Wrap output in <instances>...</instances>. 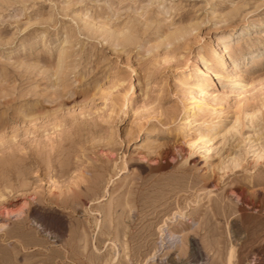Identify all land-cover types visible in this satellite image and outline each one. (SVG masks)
<instances>
[{
	"label": "rangeland",
	"instance_id": "1",
	"mask_svg": "<svg viewBox=\"0 0 264 264\" xmlns=\"http://www.w3.org/2000/svg\"><path fill=\"white\" fill-rule=\"evenodd\" d=\"M256 23L264 0H0V264H264Z\"/></svg>",
	"mask_w": 264,
	"mask_h": 264
},
{
	"label": "bare ground",
	"instance_id": "2",
	"mask_svg": "<svg viewBox=\"0 0 264 264\" xmlns=\"http://www.w3.org/2000/svg\"><path fill=\"white\" fill-rule=\"evenodd\" d=\"M164 1V0H162ZM163 3V2H162ZM217 28V27H215ZM240 30V29H239ZM264 32V23H256V24H247V25H244L242 28H241V33L242 35H247V34H250V33H257V32ZM214 32H218V29H215L213 31ZM235 34H232L231 32H227L225 33L218 41V47L219 49H217V53L215 55H213L212 57H210V62H211V65L214 69V75H220V79L223 81V82H226V83H229V82H233L237 79V74H236V71H234V69L232 68L231 71L229 73H225V74H220L221 71H223V68H220L218 66L219 64V59L222 58L224 56V49H223V43L224 42H227L229 41L230 39L232 38H235L234 36ZM67 41V40H66ZM264 46V45H263ZM261 49V48H260ZM65 52V51H64ZM67 52V51H66ZM65 52V53H66ZM61 70V69H60ZM220 72V73H219ZM219 73V74H218ZM208 74V71H206V68L203 67L201 70H200V73L199 75H205L207 76ZM207 87H203L202 89H197V92H198V107H197V115L195 118H199L200 116L204 115L205 114V107L204 105L201 103L204 98H205V94H207ZM206 99V98H205ZM204 102V101H203ZM184 120V119H183ZM182 120V122H184ZM183 124V123H182ZM163 236V235H162ZM21 240V239H20ZM176 240V238H173V236H170L169 240L167 241L168 245L172 244L174 241ZM179 242V241H178ZM177 242V243H178ZM167 245V246H168Z\"/></svg>",
	"mask_w": 264,
	"mask_h": 264
}]
</instances>
